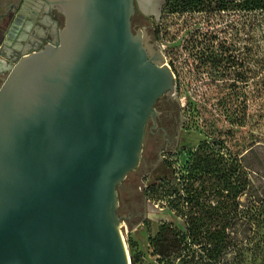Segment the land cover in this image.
I'll return each mask as SVG.
<instances>
[{
  "label": "water",
  "instance_id": "obj_1",
  "mask_svg": "<svg viewBox=\"0 0 264 264\" xmlns=\"http://www.w3.org/2000/svg\"><path fill=\"white\" fill-rule=\"evenodd\" d=\"M26 2L0 0L1 42L29 17ZM62 10L61 42L23 54L0 86V264H129L115 185L173 75L131 35L132 0Z\"/></svg>",
  "mask_w": 264,
  "mask_h": 264
},
{
  "label": "rangeland",
  "instance_id": "obj_2",
  "mask_svg": "<svg viewBox=\"0 0 264 264\" xmlns=\"http://www.w3.org/2000/svg\"><path fill=\"white\" fill-rule=\"evenodd\" d=\"M160 19L157 43L175 75L183 125L176 147L160 153V164L153 155L134 174L132 192L143 199L142 216L118 224L129 264H157L149 237L162 221L179 223L167 199L151 194L149 187L169 174L170 167H185L190 151L201 141L222 139L242 152L253 146L261 129L256 118L257 74L252 66L254 34H240L241 11L236 7L225 12L172 8Z\"/></svg>",
  "mask_w": 264,
  "mask_h": 264
},
{
  "label": "trees",
  "instance_id": "obj_3",
  "mask_svg": "<svg viewBox=\"0 0 264 264\" xmlns=\"http://www.w3.org/2000/svg\"><path fill=\"white\" fill-rule=\"evenodd\" d=\"M236 2L162 1L161 15L172 8L241 11L240 34H254L252 66L261 129L253 146L242 152L222 139L201 141L185 167H170L169 174L149 187L151 194L167 199L168 209L179 219L162 221L149 237L157 264H264V0Z\"/></svg>",
  "mask_w": 264,
  "mask_h": 264
},
{
  "label": "flooded vegetation",
  "instance_id": "obj_4",
  "mask_svg": "<svg viewBox=\"0 0 264 264\" xmlns=\"http://www.w3.org/2000/svg\"><path fill=\"white\" fill-rule=\"evenodd\" d=\"M162 1L155 4L153 0H132V12L129 14L131 35L141 48L145 59L161 70L158 71L160 74H164L163 68H169L157 43L161 30L158 17H161ZM62 3L63 0H27L24 10L30 7L27 11L29 17L20 24L17 32L14 31L13 37L4 42L0 41L2 53L7 58L5 64H0V86L5 79L2 74L5 72L7 75L12 64L23 54L61 42L60 31L66 24ZM36 10H40L37 16ZM170 72L173 75V88L164 91L152 102L144 124L141 154L137 165L129 169L115 185V212L120 222L126 220L130 223L132 219L142 216L143 199L132 192L134 174L142 169V165L146 166L148 158L153 155H156L155 163L160 164V153L164 149H174V145H177L174 142L178 143L183 122L177 106L175 75L173 71Z\"/></svg>",
  "mask_w": 264,
  "mask_h": 264
},
{
  "label": "crops",
  "instance_id": "obj_5",
  "mask_svg": "<svg viewBox=\"0 0 264 264\" xmlns=\"http://www.w3.org/2000/svg\"><path fill=\"white\" fill-rule=\"evenodd\" d=\"M31 1H32V0H31ZM39 1H41V0H37V2H39ZM29 8H30V7H29ZM29 8H27V10H25L27 15H29V13L27 12V11H29ZM2 11H3V9L0 7V13H1ZM39 12H40V10H36V14H35V15L37 16ZM2 63L5 64V63H6L5 60H2ZM6 73H7V71H6ZM5 75H6V74H5V72H4V73L2 74V76H4L3 79L6 77Z\"/></svg>",
  "mask_w": 264,
  "mask_h": 264
}]
</instances>
